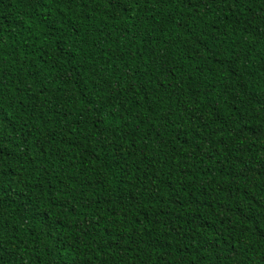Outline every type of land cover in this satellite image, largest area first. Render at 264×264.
<instances>
[{"label": "trees", "instance_id": "obj_1", "mask_svg": "<svg viewBox=\"0 0 264 264\" xmlns=\"http://www.w3.org/2000/svg\"><path fill=\"white\" fill-rule=\"evenodd\" d=\"M0 264H264V0H0Z\"/></svg>", "mask_w": 264, "mask_h": 264}]
</instances>
